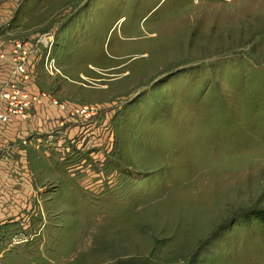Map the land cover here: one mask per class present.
I'll list each match as a JSON object with an SVG mask.
<instances>
[{
    "label": "rangeland",
    "instance_id": "1",
    "mask_svg": "<svg viewBox=\"0 0 264 264\" xmlns=\"http://www.w3.org/2000/svg\"><path fill=\"white\" fill-rule=\"evenodd\" d=\"M0 16L11 43L51 39L62 74L31 81L86 136L53 232L0 227V264H264V0H0Z\"/></svg>",
    "mask_w": 264,
    "mask_h": 264
},
{
    "label": "crops",
    "instance_id": "2",
    "mask_svg": "<svg viewBox=\"0 0 264 264\" xmlns=\"http://www.w3.org/2000/svg\"><path fill=\"white\" fill-rule=\"evenodd\" d=\"M12 50L11 41L0 33V92L14 68ZM32 81L27 88L37 92ZM80 124H84L82 120L67 119L64 111L48 102L27 122L0 121V227L20 224L28 231L35 221L42 225L44 218L49 224L47 233L53 232L57 218L48 222V209L68 206L66 199L73 194L78 175L75 165L86 153V136L78 134Z\"/></svg>",
    "mask_w": 264,
    "mask_h": 264
},
{
    "label": "built area",
    "instance_id": "3",
    "mask_svg": "<svg viewBox=\"0 0 264 264\" xmlns=\"http://www.w3.org/2000/svg\"><path fill=\"white\" fill-rule=\"evenodd\" d=\"M12 44V63L14 68L10 80L0 92V100L4 107V110L0 111V121L4 124L9 123L12 119L28 121L35 110V105L39 106L43 102H48L61 111L68 112L69 109L67 110L66 105L60 104L51 95L45 92L34 93L27 88L31 76L36 72L37 65L41 66L51 76L62 74L58 68L56 58L52 56L53 46L51 39L42 36L35 42L14 41ZM41 51H46L43 53L45 54L44 58L40 55ZM88 110L86 107L74 113L87 116Z\"/></svg>",
    "mask_w": 264,
    "mask_h": 264
}]
</instances>
